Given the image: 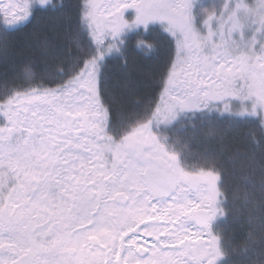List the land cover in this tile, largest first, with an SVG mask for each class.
<instances>
[{
  "label": "rangeland",
  "instance_id": "374dc122",
  "mask_svg": "<svg viewBox=\"0 0 264 264\" xmlns=\"http://www.w3.org/2000/svg\"><path fill=\"white\" fill-rule=\"evenodd\" d=\"M49 2L0 0V6L9 26L15 28L28 21L34 7H45ZM84 15L96 45L93 58L68 83L29 89L19 94L20 98L3 104L0 118L9 128L22 129L26 115L60 100L72 108L69 111L62 105L57 112L66 117L61 137L71 134L75 153L86 156L95 151L109 161L129 157L139 160L142 155L169 168L176 179L197 183H191V198L164 200L155 210L143 202V195L137 196L134 208L113 217L117 227L105 226L94 234L96 245L88 239L61 249V253L74 264H107L108 259L113 264H225L223 236L217 228L225 215L219 172L188 168L167 142L165 132L195 112L256 118L264 126V73L251 71L253 65L248 63L250 55L264 54V44L258 43L264 41V0H88ZM118 26L121 28L117 30ZM154 26L174 39L175 58L150 120L118 142L108 134L107 108L99 91L101 64L104 57L119 52L129 31ZM229 47L239 58L240 67L235 72L217 80L203 75L207 66L202 64L198 71L203 78L195 75L196 70L190 66L198 55L206 59L213 50L227 51ZM141 140L145 142L138 145ZM143 186L147 190L145 183ZM207 206L213 212L212 221L207 229L206 225L199 228L189 209L197 211ZM107 231L115 236L106 237ZM133 232L137 235L131 236ZM129 236L125 242L124 237ZM138 244L149 246L147 257L135 253ZM143 248L140 250H146ZM69 249H75L76 254H67ZM133 256L135 259H131Z\"/></svg>",
  "mask_w": 264,
  "mask_h": 264
},
{
  "label": "trees",
  "instance_id": "16d2710c",
  "mask_svg": "<svg viewBox=\"0 0 264 264\" xmlns=\"http://www.w3.org/2000/svg\"><path fill=\"white\" fill-rule=\"evenodd\" d=\"M87 1L50 0L15 28L0 6V107L29 89L68 83L93 58ZM126 36L117 54L103 58L99 78L108 134L118 142L152 117L176 54L174 39L158 26ZM186 117L165 135L188 168L219 172L225 264H264V126L256 118Z\"/></svg>",
  "mask_w": 264,
  "mask_h": 264
},
{
  "label": "snow or ice",
  "instance_id": "6c2138e0",
  "mask_svg": "<svg viewBox=\"0 0 264 264\" xmlns=\"http://www.w3.org/2000/svg\"><path fill=\"white\" fill-rule=\"evenodd\" d=\"M238 59L229 47L213 50L206 59L198 55L190 67L202 79L198 70L206 65L203 75L220 80L240 67ZM248 63L251 71L264 73V54L250 55ZM62 105L72 110L53 101L26 115L22 129L9 128L0 118V264H74L61 249L93 238L102 227H117L113 217L134 208L137 196L154 210L165 202L163 193L144 189L146 169L139 160L75 153L71 134L61 137L66 117L57 109Z\"/></svg>",
  "mask_w": 264,
  "mask_h": 264
},
{
  "label": "water",
  "instance_id": "95a60500",
  "mask_svg": "<svg viewBox=\"0 0 264 264\" xmlns=\"http://www.w3.org/2000/svg\"><path fill=\"white\" fill-rule=\"evenodd\" d=\"M145 184L147 189L150 187L154 191L161 192L166 190L170 193L173 189L174 179L177 178L176 174H173L169 168H165L163 164L149 161L146 165V173L144 175ZM194 221L197 223L199 228L205 226L208 222L209 212L206 210H197L193 213ZM106 237H112V233L107 231ZM90 244L96 245L97 240L94 238L90 239ZM67 254L75 255V249H69Z\"/></svg>",
  "mask_w": 264,
  "mask_h": 264
},
{
  "label": "flooded vegetation",
  "instance_id": "af4514ba",
  "mask_svg": "<svg viewBox=\"0 0 264 264\" xmlns=\"http://www.w3.org/2000/svg\"><path fill=\"white\" fill-rule=\"evenodd\" d=\"M144 142L145 141L141 140L138 145H140V144H142ZM139 160L143 161L145 167L147 165V162L150 161L148 158L143 157L142 155L139 157ZM193 182L197 183L196 181H192L190 179H174V184L172 185V187H173L172 189L173 190L170 193H168L166 190L161 191V193H163L161 199L167 200V201H173V200L175 201V200H177L178 197H180V200L182 201V199L191 198L192 195H193V193L191 192V190H192L191 183H193ZM189 192H190V194H189ZM183 201H185V200H183ZM207 207H198L197 208L198 210H206V211L209 212L208 222H207L206 226L204 227V229H207L208 226L210 225L211 221H212V216L211 215H212L213 212L210 209V207H208V208ZM203 208H205V209H203ZM189 210H190L189 214H192V218L194 219L193 213L196 210H194L193 208H190ZM111 233H112V238H113L115 235H114V233L112 231H111ZM200 241H203V240H200ZM140 248H143V249H146V250H140ZM135 253L137 255H139L140 258H145L150 253L149 246H145V245L143 246V244H138V246H137V248L135 250Z\"/></svg>",
  "mask_w": 264,
  "mask_h": 264
}]
</instances>
